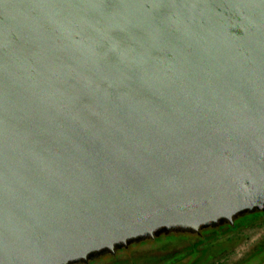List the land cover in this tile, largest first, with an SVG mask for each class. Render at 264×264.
I'll return each mask as SVG.
<instances>
[{"label": "water", "instance_id": "water-1", "mask_svg": "<svg viewBox=\"0 0 264 264\" xmlns=\"http://www.w3.org/2000/svg\"><path fill=\"white\" fill-rule=\"evenodd\" d=\"M261 211L264 0H0V264Z\"/></svg>", "mask_w": 264, "mask_h": 264}, {"label": "rangeland", "instance_id": "rangeland-1", "mask_svg": "<svg viewBox=\"0 0 264 264\" xmlns=\"http://www.w3.org/2000/svg\"><path fill=\"white\" fill-rule=\"evenodd\" d=\"M205 237L206 245H199L195 253L187 247L198 242L197 237L176 242L163 236L157 242L147 240L118 251L115 262L105 258L96 264H264V252L252 257V261L247 259L264 239V220L253 227L238 231L225 228L220 234L209 233ZM166 242L169 244L164 245Z\"/></svg>", "mask_w": 264, "mask_h": 264}, {"label": "trees", "instance_id": "trees-1", "mask_svg": "<svg viewBox=\"0 0 264 264\" xmlns=\"http://www.w3.org/2000/svg\"><path fill=\"white\" fill-rule=\"evenodd\" d=\"M261 220H264V211H261V212H255V213H252V214H247L246 216L240 218L237 222H235V225H223V226H220L218 228H209V229H205L201 232V234H196V235H193V234H188V233H172V234H169V235H162L160 236L159 238L155 239L154 241L157 242L158 239L162 238L163 236L165 237H168V238H171V239H175V240H171V241H180V240H184V239H187L189 237H197L199 239L198 242H196L194 245H191L189 247H187L189 250H193V252L195 253L196 250L198 249V246L199 245H206V242H207V237H205L207 234H220L221 230L225 229V228H228L229 230L231 231H238L242 228H247V227H253L255 226L258 222H260ZM148 241H144V242H141V243H146ZM169 243H164V245H167ZM163 245V244H162ZM123 250H127V249H121L119 250L120 251H123ZM264 252V239L262 240V242L258 245V247L250 254V256L247 258L249 261H252V257H255V255L257 254H261ZM105 258L107 259H111L113 260L114 262L117 260V254L116 255H111V254H108V255H104V256H101L99 258H96V259H93L91 260L88 264H96L102 260H104ZM188 264H194L193 261H189Z\"/></svg>", "mask_w": 264, "mask_h": 264}, {"label": "flooded vegetation", "instance_id": "flooded-vegetation-1", "mask_svg": "<svg viewBox=\"0 0 264 264\" xmlns=\"http://www.w3.org/2000/svg\"><path fill=\"white\" fill-rule=\"evenodd\" d=\"M245 216H246V215H245ZM242 217H244V216H242ZM242 217H240V218H242ZM240 218H238V219L236 220V222H237Z\"/></svg>", "mask_w": 264, "mask_h": 264}]
</instances>
